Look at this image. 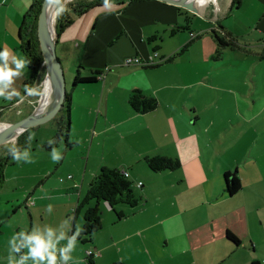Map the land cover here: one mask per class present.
Returning a JSON list of instances; mask_svg holds the SVG:
<instances>
[{"label":"crops","instance_id":"0c3cea01","mask_svg":"<svg viewBox=\"0 0 264 264\" xmlns=\"http://www.w3.org/2000/svg\"><path fill=\"white\" fill-rule=\"evenodd\" d=\"M37 1L0 0V51L7 48L12 56L25 60L23 27L30 20L28 13ZM61 2L66 10L60 14L55 10L53 22L59 16L65 20L66 15L72 22L54 35L56 52L60 61L70 57L76 65L74 73L68 68L66 74L69 102L65 104L69 103V125L66 128L64 107L53 120V125L58 128L54 137L53 126L45 124L30 128L20 133L17 140L18 136L0 145V202L4 209L0 225L25 208L27 215H20L12 236L21 230L30 232L33 227L44 225L51 226L59 235L65 221H68L64 226L67 236L72 230L75 233L78 226L83 231L81 212L85 207L75 209L101 169L125 170L129 179L137 185L141 183L140 177L149 173L152 177L144 158L161 155L178 158L180 167L175 171L154 172L164 183L160 187L146 186L145 193L153 198V202L133 208L132 213L123 209L122 213L130 216L131 222H118L111 211H107L113 205L95 203L100 213L104 207L107 209L103 216L101 214L102 227L90 243L77 239L68 264H89L86 255L89 249L94 251L92 264H190L191 260L178 259L185 253L211 256L204 263L196 259V264H219L213 256L218 254L220 247L229 253L244 248L242 259L234 264H262L259 257L245 254L248 242L250 249H259V243L251 236L247 217L241 221L240 215L221 225L213 219H199L194 222L195 228L199 229L195 234L182 233L181 228H188L182 217L188 206L218 202H187L185 199L164 202V199L185 190L183 173L187 169H216L218 174L231 172L229 165L219 167L211 163L214 152L210 150V144L213 138L208 130L207 136L203 137L199 116L205 108L195 101V97L199 95L202 82L206 81L204 73L216 72L219 68L213 64L218 60L214 57L216 41L211 33L213 28L235 38L242 47L238 52L243 56L250 54L251 47H260L256 58L264 59L259 57L264 53V0H191L196 12L181 7V11H187L189 15V28L172 36L168 35L169 25L182 26L187 18L180 16L178 6L170 3L160 0H123L122 3L121 0H112L108 6L96 3L76 16L74 10L66 5L68 0ZM191 32H201V36L192 40ZM153 35L162 39L148 43L147 37ZM239 37L243 43L238 42ZM157 44V56L153 57V47ZM183 47L181 54L171 61H163ZM243 47L247 51H242ZM130 56L139 57L144 63L150 58L161 63L153 66L125 65L124 60ZM79 65L82 66L79 68L81 76L101 70L102 77L88 84H71L69 88ZM9 66L14 67L11 57ZM185 77L188 81H183ZM40 80L41 77L34 75L26 63L21 76L14 78L13 87L20 92V96L11 100L0 97V124L21 119L37 107L41 94L27 96L24 85L37 87L42 93L43 81ZM134 90L155 98L156 109L150 113L134 112L128 104V97ZM30 134L32 138L29 140ZM49 140L53 144L50 145ZM13 144L22 154L27 148V155L34 162L14 161L8 153ZM53 147L61 153L62 159L58 162L51 158ZM238 178L241 184V177ZM49 205L52 206L51 213L46 210ZM168 211L171 213L165 214ZM125 223L136 225V229L131 234H125L122 230ZM168 223L174 224V230L168 232ZM145 229V238L154 244L148 250L147 259L141 258L139 249L132 247L133 240L143 237ZM227 230L238 237L239 245L226 239ZM18 238L17 243L21 240ZM66 244L67 239L62 240L58 247ZM6 246L8 255L5 256L8 259L9 242ZM25 252L27 249L21 247L13 255L19 260ZM26 264H32L31 260Z\"/></svg>","mask_w":264,"mask_h":264},{"label":"rangeland","instance_id":"374dc122","mask_svg":"<svg viewBox=\"0 0 264 264\" xmlns=\"http://www.w3.org/2000/svg\"><path fill=\"white\" fill-rule=\"evenodd\" d=\"M55 10H57V4L52 17H55ZM52 24L53 29L54 22ZM53 34L55 35L54 29ZM240 38L237 39L238 42L243 43ZM251 48L247 56H243V53L238 52L239 50L225 48L220 55L222 59L213 62L219 68L216 72L214 70L211 73H204L206 81L202 82L199 95L195 97V101L205 108L199 116V122L203 126V137L207 136L206 131L208 130L209 136L213 138L210 144V150L214 152L211 163L219 167L229 165L231 173L236 171L241 177L240 190L234 195H228L224 190L223 172L218 174L216 169H187L183 173L186 180L185 190L179 195L166 196L164 202H179L182 199L187 202H218L216 204L196 203L188 206L182 213L188 228H181L182 233L195 234V231L199 229L195 228L194 222L199 219H213L221 225L232 218H239L240 215H242L241 221L247 217L250 222L251 236L259 243V249L257 251L250 249V242H248L245 254L259 257L261 263L264 264V59L257 60L258 56L256 58L260 47ZM242 51H245L244 47ZM214 57L216 58L215 53ZM61 62L66 83L68 68L74 73L76 65L70 57L64 58ZM183 81H188V77H185ZM71 84L72 81L69 88ZM43 96L41 106L48 102L51 92L44 90ZM53 120L46 123L47 126H53L52 137L58 133ZM150 172L152 177L149 173L139 178L143 186L134 183L131 185L138 199L136 206L130 207L116 201L111 210L104 207L100 214L103 216L105 210L111 211L115 219L119 220L118 222L121 220L131 222L129 221L130 216L124 214V217L118 218L117 212H123L124 209L132 213L135 210L133 208L137 206H147L148 202H153V198L145 193L146 186L160 187L164 183V180H159L153 171ZM90 205H94V202ZM26 211L23 208L16 213L15 217L13 216L0 225V264L8 263L5 256L8 255L6 244L13 232H16L15 227L20 220V215L25 214L26 216ZM83 212L84 210L81 212L82 216ZM3 213L4 209L0 202V215ZM170 213L171 211H168L165 214ZM167 226L168 232L174 230V224L168 223ZM135 227L136 225L125 223L121 229L125 231V234H131L136 229ZM146 230H143V237L140 236L133 240V243L130 241L132 247L139 249L140 257L144 259L148 257V250L154 247L153 241L145 238ZM17 240L19 241V238ZM243 249L238 248L235 252L229 253L220 247L218 254L213 257L219 260V264H234L233 262H239L242 259ZM210 257L204 254L193 256L185 253L178 259H188L191 260L190 264H196L197 262L204 263Z\"/></svg>","mask_w":264,"mask_h":264},{"label":"trees","instance_id":"16d2710c","mask_svg":"<svg viewBox=\"0 0 264 264\" xmlns=\"http://www.w3.org/2000/svg\"><path fill=\"white\" fill-rule=\"evenodd\" d=\"M41 1L42 0H38L31 7L30 12L28 13L30 20L26 21L24 23L25 27H23L25 28V36H24L25 38H22V47L25 55V60L33 70L34 75L38 74L41 77L40 82H42L45 77V66L36 33L37 16ZM121 1L123 3V0ZM127 1H141V0H127ZM96 3L104 4L105 0H71L70 2H66V5L68 6V8L74 10L76 16H79L80 14L84 13L94 5H97ZM177 9H178V14L180 16H185L187 20L184 21L185 23L182 26H179L177 24L169 25L168 35L170 36L179 32L180 30L189 28L188 26L189 15L187 11L182 12L181 7H177ZM71 22L72 20H70L68 15H66L65 20H61V17L59 16L56 19V22L54 23L55 35L59 34ZM191 33L193 34V36L190 35V38L192 40H194L195 38H199L201 36V32H196V33L191 32ZM211 33L216 41L215 54L217 59L220 58V55L225 48H230L232 50H239L242 48L236 42L235 38L223 33V31L221 30H216L215 28H213V30H211ZM161 39L162 38L160 36H155V35L147 37L148 43H152L156 40L160 41ZM185 47L181 48L178 52H175L170 57L164 58L163 61H171L175 56L181 54V52L184 50ZM158 48H159V44L153 47V52L156 53V50H158ZM259 57L264 58V53L260 54ZM160 63L161 61H156L155 64H148L146 66L159 65ZM81 67H82L81 65L78 66V70L76 71L73 77L72 80L73 86H78L79 84L92 83L102 77L101 70L91 71L92 73L89 76H81L79 70V68ZM66 102H69V96H66L65 103ZM128 104L134 112L150 113L156 109L157 100L153 97L143 95L139 90H134L130 93L128 97ZM64 107H65V112L67 113L66 128H68L69 103L65 104ZM19 137L20 136L16 137V140ZM66 143L70 144L67 141ZM144 160L148 168L153 172H161L165 170L175 171L178 170L180 167V161L178 158L155 155V156H147L144 158ZM223 176L225 183L224 184L225 192L228 193V195L230 196L236 194L241 187L240 179L238 178L236 171L234 173L225 172ZM132 184L133 182L129 179V177H126L119 169L109 168V167L101 169L99 173L95 175L94 179L92 180V182L90 183L87 189L84 198L79 203L78 207L75 209L77 211L80 208L85 207V210L83 212V217H84L83 231L81 235L77 237V239L81 240L83 243H90L93 240L94 234L102 227L101 214L94 205H90L89 201H94V204L95 203L97 204L99 202H107L110 205H113V203L116 201H120L122 203L127 204L130 207H134L138 204V199L134 195L133 190L131 189ZM117 216L118 218H121L124 216V214L121 211H119L117 212ZM73 233L74 231L72 230L70 232V236ZM225 237L235 245H239L240 243L238 237L229 230L226 231ZM88 258H89L88 259L89 264H92L91 257ZM111 264H125V263L113 262ZM252 264H257V263L253 262Z\"/></svg>","mask_w":264,"mask_h":264},{"label":"clouds","instance_id":"9594fccd","mask_svg":"<svg viewBox=\"0 0 264 264\" xmlns=\"http://www.w3.org/2000/svg\"><path fill=\"white\" fill-rule=\"evenodd\" d=\"M55 2L58 5L57 14L65 11V5L61 0H46V4H52ZM70 2V0H68ZM203 2V0H201ZM109 0H105V5L108 6ZM11 57V63L14 67L9 66V58ZM0 97H4L6 100H11L13 97H19L20 92L13 87L14 78H18L22 74V70L25 67L27 61L21 58L12 56L10 50L5 48L0 51ZM24 92L27 96H39L41 90L37 87H30L24 85ZM23 99V97L21 98ZM32 138V134L29 136V140ZM48 143L53 144L52 140ZM28 149L26 148L23 154L18 150L15 144L8 148V153L12 159L19 163L23 161L25 163H33L32 157H28ZM51 158L53 161H60L62 159L60 151L53 147L51 149ZM47 212H52V206L47 207ZM68 221H65L61 225L59 235L56 234L51 226L44 225L43 227H33L30 232L21 230L19 233L14 234L9 240V257L8 264H26L30 259L32 264H68L72 260L71 252L75 248L77 237L81 234L82 229L78 226L75 233L71 236H67L64 226ZM17 237L21 240L16 242ZM55 237V239L53 238ZM67 239V244L59 246L60 241ZM26 248L27 252L23 253L19 260L14 257V252H19L20 248Z\"/></svg>","mask_w":264,"mask_h":264},{"label":"water","instance_id":"95a60500","mask_svg":"<svg viewBox=\"0 0 264 264\" xmlns=\"http://www.w3.org/2000/svg\"><path fill=\"white\" fill-rule=\"evenodd\" d=\"M166 3L196 12L191 0H160ZM51 4L42 0L37 16V38L45 66L43 88L37 107L27 116L13 122L0 124V145L15 138L20 133L35 127H40L57 117L65 106L67 96L66 83L61 61L56 52V41L52 29ZM52 83L54 88V100L47 109H40L44 94L45 82Z\"/></svg>","mask_w":264,"mask_h":264},{"label":"built area","instance_id":"2783aa9c","mask_svg":"<svg viewBox=\"0 0 264 264\" xmlns=\"http://www.w3.org/2000/svg\"><path fill=\"white\" fill-rule=\"evenodd\" d=\"M191 36H193V34L191 33L190 34ZM153 57H156L157 56V53H153L152 55ZM147 63H144L139 57H134V56H130V57H127L125 60H124V64L125 65H131V64H135V65H148V64H155L156 62L154 61V59L150 58L149 61H146ZM122 173L126 176V177H129V173L125 170H122ZM68 177L70 178L71 175H68ZM141 183L138 182L137 185L139 186ZM86 255L88 257H91L92 255H94V251L92 249H89L86 251Z\"/></svg>","mask_w":264,"mask_h":264},{"label":"bare ground","instance_id":"6f19581e","mask_svg":"<svg viewBox=\"0 0 264 264\" xmlns=\"http://www.w3.org/2000/svg\"><path fill=\"white\" fill-rule=\"evenodd\" d=\"M55 5H56L55 2H53V3L51 4L50 11H51L52 13H53V10H54ZM52 22H53V17H52ZM44 89H48V90L51 92V96H50L48 102H46L44 105L41 106L40 109H43V110H44V109H47V108L50 106V104H52V102H53V100H54V97H55V94H54L55 91H54L53 85H52V83H50L48 80L45 82V87H44Z\"/></svg>","mask_w":264,"mask_h":264}]
</instances>
